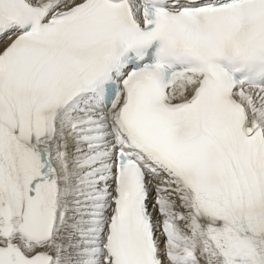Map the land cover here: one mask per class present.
<instances>
[{
	"label": "snow or ice",
	"instance_id": "snow-or-ice-1",
	"mask_svg": "<svg viewBox=\"0 0 264 264\" xmlns=\"http://www.w3.org/2000/svg\"><path fill=\"white\" fill-rule=\"evenodd\" d=\"M0 264H264V0H0Z\"/></svg>",
	"mask_w": 264,
	"mask_h": 264
}]
</instances>
